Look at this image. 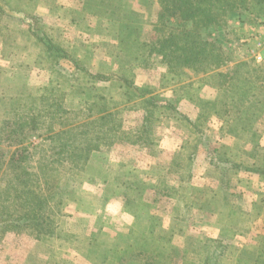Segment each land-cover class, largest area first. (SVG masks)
<instances>
[{
	"label": "rangeland",
	"instance_id": "rangeland-1",
	"mask_svg": "<svg viewBox=\"0 0 264 264\" xmlns=\"http://www.w3.org/2000/svg\"><path fill=\"white\" fill-rule=\"evenodd\" d=\"M158 9L0 0V264H200L205 246L264 248V5L200 31L217 47L199 72L157 50ZM49 40L68 58L54 63Z\"/></svg>",
	"mask_w": 264,
	"mask_h": 264
},
{
	"label": "trees",
	"instance_id": "trees-1",
	"mask_svg": "<svg viewBox=\"0 0 264 264\" xmlns=\"http://www.w3.org/2000/svg\"><path fill=\"white\" fill-rule=\"evenodd\" d=\"M248 1L264 5V0H159L157 12L163 24L160 29L161 37L157 39V42L161 45L157 50L161 52L166 60H174L178 67L192 68L196 72L206 70V64L208 63L204 60V55L210 53V57L215 58L213 52L216 51L217 46L215 43L206 40L200 31L212 25L225 23L227 13L244 6ZM104 6L108 11L111 10L107 4H104ZM115 6L118 7L119 5L116 4ZM112 14L115 13L112 12ZM171 17L191 21L193 27L179 30L169 22L168 19ZM46 43L54 63L56 59L58 62L60 58H68L66 55H61L62 48L55 45L51 40ZM74 64L79 70L81 69L76 61H74ZM211 68L210 66L207 70ZM149 103H152V101H149ZM61 107L62 103H58L57 112H60ZM31 127L34 128L33 123ZM20 128L22 129L23 126ZM11 129L12 133L17 130L15 128ZM217 242L221 244L220 240H217ZM221 248L219 246L203 247V251L197 255V257H201L200 264H229L223 257L224 250ZM197 257H195V260H197ZM257 263L264 264L263 247L255 264ZM230 264H235V262L232 261Z\"/></svg>",
	"mask_w": 264,
	"mask_h": 264
},
{
	"label": "crops",
	"instance_id": "crops-1",
	"mask_svg": "<svg viewBox=\"0 0 264 264\" xmlns=\"http://www.w3.org/2000/svg\"><path fill=\"white\" fill-rule=\"evenodd\" d=\"M16 1L19 2V4H23V3H26L28 0H16ZM0 41L2 42V40H0ZM29 41H30L31 44L33 43V45L38 46V44H36V40L35 39L34 40H29ZM3 47L0 46V56L4 55L3 54ZM6 55H8V53ZM37 55H38V57L40 56L39 51H38ZM0 70H4V69H2V67H0ZM229 235L235 237L237 235V232H233L232 234H229ZM141 236L144 237L143 235H141ZM137 248H139V250H143V251H150V249H152V241H150L147 244V239H145L144 240V245H142V246L137 245ZM261 248H260V246H258L257 249H256L255 247L250 246L247 243V244H244L242 247H240L233 254H231V252L228 251V252H225L224 255L226 257H231L233 259V262H235V264H238L239 262L241 264H255L257 262V260L259 259V255L261 254ZM108 258H109L108 256H107L106 259L103 258L102 261H101L102 263H99V264H121V262H112ZM93 260H95V258H89L88 257L86 262L88 264H96V262L93 261ZM237 261H238V263H237ZM144 264H153V263L145 262ZM172 264H182V263H180V262L175 263L174 262Z\"/></svg>",
	"mask_w": 264,
	"mask_h": 264
},
{
	"label": "built area",
	"instance_id": "built-area-1",
	"mask_svg": "<svg viewBox=\"0 0 264 264\" xmlns=\"http://www.w3.org/2000/svg\"><path fill=\"white\" fill-rule=\"evenodd\" d=\"M258 44H259V46H261V48H264V30L262 31V33L260 35ZM262 58L264 59V55L262 56L261 53H259L257 56L258 61H261Z\"/></svg>",
	"mask_w": 264,
	"mask_h": 264
}]
</instances>
